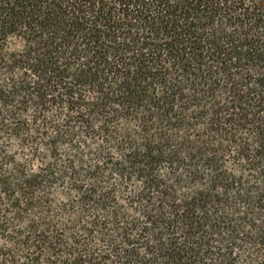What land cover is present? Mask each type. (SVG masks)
Instances as JSON below:
<instances>
[{"label":"trees","instance_id":"1","mask_svg":"<svg viewBox=\"0 0 264 264\" xmlns=\"http://www.w3.org/2000/svg\"><path fill=\"white\" fill-rule=\"evenodd\" d=\"M0 264H264V0H0Z\"/></svg>","mask_w":264,"mask_h":264}]
</instances>
